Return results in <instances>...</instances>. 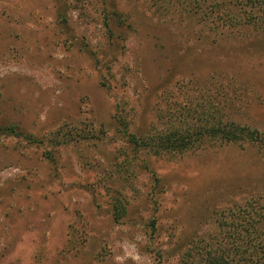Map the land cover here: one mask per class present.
<instances>
[{
  "label": "rangeland",
  "instance_id": "1",
  "mask_svg": "<svg viewBox=\"0 0 264 264\" xmlns=\"http://www.w3.org/2000/svg\"><path fill=\"white\" fill-rule=\"evenodd\" d=\"M261 11L0 0V127L23 134L0 129V264H196L224 216L264 204V143L156 155L129 142L171 118L196 125L174 112L187 101L264 138Z\"/></svg>",
  "mask_w": 264,
  "mask_h": 264
},
{
  "label": "trees",
  "instance_id": "2",
  "mask_svg": "<svg viewBox=\"0 0 264 264\" xmlns=\"http://www.w3.org/2000/svg\"><path fill=\"white\" fill-rule=\"evenodd\" d=\"M251 1L254 7H260L264 13V0ZM246 4L248 5V1ZM174 106V112L181 116L186 115L188 119L192 113L199 115L196 125H191V119L186 124L179 118H171L164 129L159 132L153 130L145 138L130 135V144L160 155L166 152L184 154L208 141L227 144L264 143L263 135L259 131L225 122L221 110H215V106L203 108L201 104L195 105L194 101L176 103ZM0 129L4 133L23 136L21 132H17V128L6 131L1 127ZM221 225L225 229L219 240L213 241L214 244L203 243L205 245L194 249L196 257L199 258L196 264H264V204L260 200H252L244 208L231 211L224 216ZM187 255L189 257V253ZM190 257L193 258L194 255L191 254ZM183 264L187 262L184 261Z\"/></svg>",
  "mask_w": 264,
  "mask_h": 264
}]
</instances>
